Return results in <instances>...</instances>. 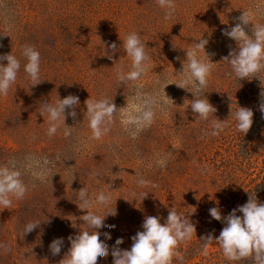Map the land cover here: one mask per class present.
<instances>
[{
  "label": "rangeland",
  "instance_id": "rangeland-1",
  "mask_svg": "<svg viewBox=\"0 0 264 264\" xmlns=\"http://www.w3.org/2000/svg\"><path fill=\"white\" fill-rule=\"evenodd\" d=\"M175 4V14L166 19L157 0H0V55L12 53L21 63L8 95L0 96V166L14 162L28 186L24 199H13L8 209L0 207V245L5 246L0 247V264H59L70 247L68 237L85 227L79 217L87 210L81 211L76 199L83 187L92 197L89 211L98 215L108 210L96 205L98 191L117 199V215L104 221L115 227L98 230L110 249L98 264H113L111 249L118 238L123 239L118 247L130 250L131 238L143 231L144 218L156 216L163 224L170 208L189 216L196 228V234L177 249L182 264H234L218 244L205 247L200 238L218 237L225 226L210 216V208L218 207L225 217L247 203L249 193L264 203L260 111L264 72L259 73L261 81H238L223 61L237 45L223 31L234 27L243 11L253 16V23L264 24V0H175ZM251 28L246 27L249 35ZM130 32H137L146 44L151 70L124 85L117 82V72L130 70L131 59L122 46ZM200 38L209 40L205 48L209 58L204 52L200 58L214 63L205 95L217 109L215 117L226 120L223 132L215 137L207 134L215 117L197 118L190 108L195 96L174 84L181 78L177 72L186 61L185 49ZM112 43L117 45L115 53L108 47ZM25 45L40 53L42 82L35 86L24 72ZM165 83L170 85L167 95L160 96L163 109L133 139L124 121L138 106V93H159ZM70 94L80 102L75 119L67 115L71 109L65 113L71 135L64 136L61 124L49 137L48 116L41 115V104H55ZM104 97L113 98L121 109L108 134L97 140L88 126L85 102ZM238 106L254 113L245 136L230 115ZM162 157L167 158L163 168L156 165ZM141 177L148 187L137 185ZM140 193H148L142 203ZM30 221H41L40 227L22 236ZM57 238L64 244L53 256L49 245ZM172 264L181 261L174 258Z\"/></svg>",
  "mask_w": 264,
  "mask_h": 264
},
{
  "label": "clouds",
  "instance_id": "clouds-1",
  "mask_svg": "<svg viewBox=\"0 0 264 264\" xmlns=\"http://www.w3.org/2000/svg\"><path fill=\"white\" fill-rule=\"evenodd\" d=\"M158 6L165 9V18H171L177 5L175 0H157ZM238 23L234 27L225 29L223 35L236 42L237 47L229 51V55L223 58L231 67L238 81L247 79L251 81L257 78L261 81L259 73L264 72V24L253 23V16L249 12L243 11L238 17ZM252 25L251 35L246 31L248 25ZM208 39L200 38L193 47L186 50V61H182V70L177 72L180 76L177 87L191 92L195 99L191 101L190 108L193 114H198L197 118L208 121L210 117H215L217 109L206 97L205 89L208 87L209 77L213 69V62L200 58L199 53L204 52ZM123 50L131 59L130 70L124 72L118 70L117 82L126 85L128 82H135L145 76L150 70L151 57L146 52V44L140 39L137 32L128 33L122 40ZM105 47V45H104ZM112 53L117 50V45H108ZM184 49V48H181ZM107 58L112 60L113 56L107 52ZM209 58L208 54L206 53ZM22 56L27 63L24 65V72L32 82V86L38 85L40 80V53L35 47L25 45L22 48ZM179 59V57L177 58ZM3 61H7L5 65ZM20 60L12 53L0 55V96H7L11 86L16 82L20 71ZM264 85V82L261 81ZM170 84H162L159 93L145 95L138 93V106L127 114L124 121L125 130L134 139L138 133L149 127L155 120L158 110L164 107L160 99L161 94H166L165 88ZM167 95V94H166ZM264 95V92L261 93ZM168 97V96H167ZM206 97V98H204ZM169 100H172L168 97ZM173 101V100H172ZM79 97L68 95L63 99H58L55 104L43 102L41 104V115L48 116L49 127L47 135H55L63 124L64 136L71 135V127L66 126V110L68 116L76 118L75 108L79 105ZM86 114L91 129L92 138L101 139L110 131L114 123V117L118 111L112 99L107 97L99 100H86ZM123 108V107H122ZM260 111L264 114V104H261ZM234 115L237 130L242 136L247 135L253 124V111L247 107L238 106ZM225 121L215 117L211 121V131L207 133L213 137L220 135L225 127ZM158 167H166L167 158L162 157L156 161ZM22 173L14 162L0 166V207L8 209L11 207L13 199H24L28 186L22 180ZM139 187H148L149 182L142 177L137 180ZM155 187V185H151ZM148 193H140L139 200L142 203ZM76 199L79 201L78 208L81 211L87 210L85 215L79 217L83 221L84 228H79L75 236H69L70 247L64 254L59 264H98L99 258H106L110 254L107 243L100 239L101 228H114V225L104 223L107 216L117 215L115 207L116 200H112L110 195L103 190L97 192L95 203L98 206L107 208L103 215H98L94 211H89L92 204V197L88 190L83 187L76 192ZM196 211V209H195ZM195 211L191 214H194ZM237 212L242 213L237 215ZM210 216L222 222V228L218 237L211 234L200 239L204 246L216 243L222 249L224 257L234 264L248 262V264H264V203L259 202L255 195L249 193L247 203L233 209L227 216L222 217L218 207L209 209ZM190 214V216H191ZM41 221H30L22 229L21 235L25 236L38 227ZM76 227V226H73ZM143 231H138L131 239L133 241L130 250L120 249L118 246L123 243L122 238H118L115 246L111 249L113 264H172L173 259L183 261L177 251L180 244L187 242L196 234L195 225L189 216L178 213L174 208H170L166 221L162 224L161 219L156 216H146L142 223ZM107 239H111L105 233ZM64 241L63 238L54 239L49 245L53 256L61 253ZM0 247H5L0 245ZM7 250V249H6Z\"/></svg>",
  "mask_w": 264,
  "mask_h": 264
}]
</instances>
